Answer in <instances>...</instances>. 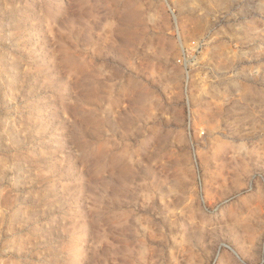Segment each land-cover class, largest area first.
<instances>
[{"label":"rangeland","instance_id":"1","mask_svg":"<svg viewBox=\"0 0 264 264\" xmlns=\"http://www.w3.org/2000/svg\"><path fill=\"white\" fill-rule=\"evenodd\" d=\"M0 264H264V0H0Z\"/></svg>","mask_w":264,"mask_h":264}]
</instances>
